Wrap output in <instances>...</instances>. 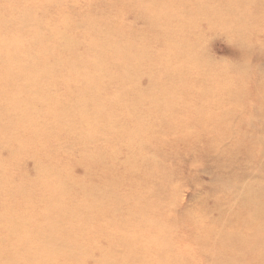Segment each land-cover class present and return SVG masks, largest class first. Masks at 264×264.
Returning a JSON list of instances; mask_svg holds the SVG:
<instances>
[{"label":"rangeland","instance_id":"374dc122","mask_svg":"<svg viewBox=\"0 0 264 264\" xmlns=\"http://www.w3.org/2000/svg\"><path fill=\"white\" fill-rule=\"evenodd\" d=\"M58 204L94 257L264 264V0H0V248H68Z\"/></svg>","mask_w":264,"mask_h":264},{"label":"bare ground","instance_id":"6f19581e","mask_svg":"<svg viewBox=\"0 0 264 264\" xmlns=\"http://www.w3.org/2000/svg\"><path fill=\"white\" fill-rule=\"evenodd\" d=\"M61 35H59V38L61 37L60 39L64 42V44H65L64 47L66 48L67 46L70 45V42H69V40L66 42L65 35L62 32H61ZM84 79L88 80L89 77L86 76V77H84ZM88 102H89V100L87 101V104L85 102H81V104H86V106H88ZM83 109L86 110L85 107ZM85 113H86V111L84 112V115H85ZM102 127H103V125L101 124L100 121L96 120L94 122L95 135L97 133L98 134L101 133ZM103 129H104V127H103ZM110 136H111V134H109V137ZM113 136H115L116 138L118 137V136H116V134ZM111 156L113 157V153H111ZM74 179H76V181L79 180L77 175L73 174L72 177L70 178V174H68V175H66L64 182L61 183L62 186L63 185L65 186L64 187V193H66L68 196L70 194L71 187L75 186L76 184L68 185L67 182H68V180L71 181ZM88 182L89 181L87 178H83L82 180H80V183L77 184L78 190L80 189L81 193L88 191L87 190L89 187ZM239 186H240V184H239ZM59 205L60 204L56 205L55 206L56 209H53L52 212L53 213L55 212V217L53 219L54 223L56 224V222H58L57 220L59 218H60L59 221L62 222V225L60 227L61 233H62V230L66 229L70 223H72V225H74L73 223H74V221H76V219L80 220L79 222L76 221L77 225L79 224L77 227L78 228L77 234L72 236V239L68 245L69 247L65 248V249H63V248L56 249V248H52L51 246L47 248L45 245H43L40 248L41 252H39L38 255L31 256V259L29 257L28 263H26L27 258L22 256L21 249L19 247L20 244L23 243V240H24L23 238H21L22 235L20 234L21 233L20 230L23 228L24 223L20 222V220H19V222L17 221L16 224L15 223L12 224L13 225L12 235L17 233L16 234L17 235L16 242H15V244H13V247L7 248L5 250H4V248L3 249L0 248V264H24L23 262H25L26 264H31L29 261L33 262V264H132V263L139 262V260L142 257L146 258L147 256L151 255L150 252L149 253L147 252V254H146V251H143V252L141 251L140 253L141 254L143 253L142 257L141 256H132V257H129V258L123 259V260H121V258L119 257L120 256L119 253H115L112 256L111 255L109 256V254H102L100 257H98V256L94 257L93 255L90 254V251H89V250H91L92 247L86 246L87 242H85L86 239H84V235L86 234V231H82V232L80 231V226L84 224L82 222V219H85L84 218V211L85 210H84V208L81 209V207H85V206H79L78 205V210H76L77 215L73 214V217H70L67 215L66 212H63L59 208ZM21 220H23V219L21 218ZM98 226H100V225H98ZM74 227H75V225H74ZM83 232H84V234H83ZM82 234H83V236H82ZM52 239L50 240V244H51ZM60 239L63 242H65V239L63 238L62 234L60 235ZM113 239H115V238L114 237L111 238V236L107 237L108 241L113 242ZM92 251L93 250H91V252ZM156 252L154 251V253H152L154 256L151 257L153 259L154 264H196V263L191 262V261L188 262V261L182 260V262H180L179 259H176V258L174 260H172L171 257H169V256H167V257L163 256L164 254H161V256H158L157 255L158 253L156 254ZM82 255H83V257H82ZM183 258H181V259H183ZM207 258L210 261L211 260L214 261L215 264L233 263L232 261H229L230 260L229 258L227 260H224V258L222 256H210ZM208 259H207V261H209ZM220 260H222V261H220Z\"/></svg>","mask_w":264,"mask_h":264}]
</instances>
